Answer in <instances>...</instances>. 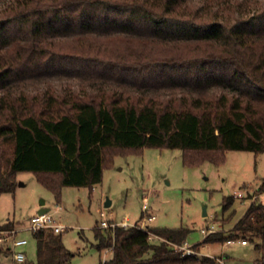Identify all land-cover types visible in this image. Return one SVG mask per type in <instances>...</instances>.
Segmentation results:
<instances>
[{
  "label": "trees",
  "instance_id": "trees-1",
  "mask_svg": "<svg viewBox=\"0 0 264 264\" xmlns=\"http://www.w3.org/2000/svg\"><path fill=\"white\" fill-rule=\"evenodd\" d=\"M147 147L181 149L188 166L264 152V0H0V194L30 171L60 200ZM188 234L95 227L112 251L101 264H211L178 248ZM34 236L38 264H72L62 233ZM240 238L264 264L257 197L231 231L193 247Z\"/></svg>",
  "mask_w": 264,
  "mask_h": 264
},
{
  "label": "rangeland",
  "instance_id": "rangeland-1",
  "mask_svg": "<svg viewBox=\"0 0 264 264\" xmlns=\"http://www.w3.org/2000/svg\"><path fill=\"white\" fill-rule=\"evenodd\" d=\"M263 177L264 152L228 150L222 164L205 161L188 166L181 149L157 147L115 155L100 183L93 187L63 186L60 200L35 173L19 172L15 191L0 194V226L10 223L16 233L9 229L0 233V264H38L37 239L30 226L42 200L56 222L66 226L61 233L65 246L75 253L72 264H101L109 258L110 249L100 251L96 247L95 227L102 219L141 223L144 205L155 215L146 222L149 227L188 229L185 246L213 259L211 264H255L260 251L254 242L242 244L241 238L234 243L226 240L193 246L205 238L203 229L231 231L256 195L264 202V193L257 192ZM238 191L244 197L237 196ZM227 196L235 198L225 206ZM107 199L111 200L110 207L105 206ZM14 238L28 240L16 248L26 253L25 262L14 260Z\"/></svg>",
  "mask_w": 264,
  "mask_h": 264
},
{
  "label": "built area",
  "instance_id": "built-area-1",
  "mask_svg": "<svg viewBox=\"0 0 264 264\" xmlns=\"http://www.w3.org/2000/svg\"><path fill=\"white\" fill-rule=\"evenodd\" d=\"M236 195L239 197L244 196L242 191H238ZM144 213L145 214L143 215V222H141V223H138V222L128 223L127 221H111L110 219H102L99 222V227H101V228H115L117 225H121V226H125V227L131 226V225H137L140 228L148 229L149 226L146 224V222L154 220L155 215L149 213L146 205H144ZM102 215H104V213H102ZM49 227H52L56 233H61V232H64L66 230V226L59 223V222H56L53 213L50 211L38 213L32 217L30 228H32L33 230H37L40 228H49ZM6 231H8V230H6ZM9 231H13V230L11 229ZM1 232H4V230H0V233ZM13 232L15 233V231H13ZM203 232H205V236H206L209 233L215 232V229H214V227H210L207 230L203 229ZM15 235H16V233H15ZM154 236H156V235L152 234L151 238H153ZM2 239H3V237L0 236V240H2ZM235 241H236V239H228L227 240L228 243H234ZM27 242H28V240L24 239V238L23 239H17V238L13 239V244L11 246V249H12L13 257H14L15 261L25 262L27 260L26 253L23 250L16 251L17 247L24 246L25 244H27ZM240 242L242 244L248 243L246 238H241ZM178 248L180 250H183L187 254H191V253L196 254L195 251L193 252V250L190 249L189 247H186L185 244L178 246Z\"/></svg>",
  "mask_w": 264,
  "mask_h": 264
},
{
  "label": "water",
  "instance_id": "water-1",
  "mask_svg": "<svg viewBox=\"0 0 264 264\" xmlns=\"http://www.w3.org/2000/svg\"><path fill=\"white\" fill-rule=\"evenodd\" d=\"M44 200L41 201V208L38 210V213H43V212H46V211H49V208L47 207H43V204H44ZM105 206L106 207H110L111 206V200L110 199H107L106 202H105Z\"/></svg>",
  "mask_w": 264,
  "mask_h": 264
},
{
  "label": "crops",
  "instance_id": "crops-1",
  "mask_svg": "<svg viewBox=\"0 0 264 264\" xmlns=\"http://www.w3.org/2000/svg\"><path fill=\"white\" fill-rule=\"evenodd\" d=\"M260 194H262V193H260ZM243 197H244V196H243ZM256 197L258 198V195H256ZM262 202H263V201H262ZM244 245H246V244H244ZM111 256H112V255H111ZM111 256H110V257H111ZM110 257H109V258H110ZM109 258H106V259H109ZM104 260H105V259H104ZM223 263H224V260H223Z\"/></svg>",
  "mask_w": 264,
  "mask_h": 264
}]
</instances>
